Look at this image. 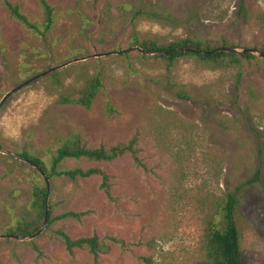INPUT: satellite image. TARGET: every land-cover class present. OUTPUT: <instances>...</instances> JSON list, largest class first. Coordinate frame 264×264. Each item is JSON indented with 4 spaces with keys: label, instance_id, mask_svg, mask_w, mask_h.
I'll list each match as a JSON object with an SVG mask.
<instances>
[{
    "label": "rangeland",
    "instance_id": "374dc122",
    "mask_svg": "<svg viewBox=\"0 0 264 264\" xmlns=\"http://www.w3.org/2000/svg\"><path fill=\"white\" fill-rule=\"evenodd\" d=\"M4 1L0 100L26 83L0 106V148L26 151L49 168L57 146L73 135L88 147L107 148L137 133L147 169L128 154L111 161L65 160L60 169L107 173L114 200L99 188L98 176L48 178L45 229L33 239L0 238V264H210L203 249L206 227L221 219L226 194L257 169V181L237 193L233 215L241 264H264V58L251 53L237 63H213L196 55L169 61L135 50L99 55L147 39L167 46L189 35L210 47L259 49L264 0H244L246 15L240 0H47L53 23L44 36L12 18ZM7 1L42 22L37 0ZM142 3L169 8L180 23L134 18ZM94 76L101 87L89 108L60 102L79 98ZM34 186L45 187L39 171L0 151V234L31 212ZM69 210L89 213L79 221L49 223ZM59 228L71 237L114 236L130 245H111L94 260L86 249L66 251L54 233Z\"/></svg>",
    "mask_w": 264,
    "mask_h": 264
},
{
    "label": "trees",
    "instance_id": "16d2710c",
    "mask_svg": "<svg viewBox=\"0 0 264 264\" xmlns=\"http://www.w3.org/2000/svg\"><path fill=\"white\" fill-rule=\"evenodd\" d=\"M37 3L43 16L41 23L31 21L25 14L20 12L17 5H14L7 0L4 1V6L12 18L19 21L29 30L44 36L45 33L50 30L53 23V7L47 0H37ZM239 6L243 14L246 15L244 0H240ZM132 15L134 18L144 17L170 26L180 23V18L178 16L174 15L169 8L162 7L158 3L138 4ZM195 37L196 36L189 35L184 38H178L175 41L170 42L167 46H159L156 41L149 39L138 41L136 45L146 53H155L176 47H189L199 50H212L218 47H225L223 44L210 47L209 45H206L204 41ZM258 50L264 53V46ZM183 55H196L198 58L205 60L206 62L213 63H221L223 60H227L229 63H237L240 58L253 57L251 53L236 52H211L206 54L173 52L160 56L172 61ZM100 87L101 82L99 77L94 76L88 80L84 88L80 91L81 96L79 98L69 99L61 97L60 102H76L85 108H89ZM106 109L109 112L113 111L111 105L108 103ZM123 154H128L136 166L141 167L144 170L147 169L139 156V149L137 148V133L126 142L109 146L107 148L102 145L88 147L81 142L79 136L73 135L57 146L51 156L49 168L45 166L40 158L29 154L26 151H23L21 156L25 157L33 165L38 166L49 179H52L53 177H62L69 181H75L81 178L98 176L100 178L99 188L103 191L107 199L114 200L111 192L110 176L104 171L96 167H72L60 169L59 166L67 159L84 158L92 161H111ZM259 173L260 171L257 169L251 179L241 182L238 187L226 194L221 219L216 222H210L206 227L203 249L210 264H241L242 256L239 232L234 222L233 215L235 206L238 202L236 195L243 187L257 181ZM32 196L31 212L22 215L21 220L16 226L9 230L11 234L17 236L29 235L40 228L44 216L46 187L41 188L34 186ZM88 213V211H65L51 217L49 223L63 219H74L79 221ZM54 233L61 241L66 251L72 252L74 249H86L92 255L94 260L100 254L106 253L111 245H117L121 249H127L130 245V243L114 236L99 237L96 234H92L90 236L71 237L61 228L56 229ZM32 248L38 257L41 256L42 253L35 244H32ZM142 259L146 261L145 258Z\"/></svg>",
    "mask_w": 264,
    "mask_h": 264
},
{
    "label": "water",
    "instance_id": "95a60500",
    "mask_svg": "<svg viewBox=\"0 0 264 264\" xmlns=\"http://www.w3.org/2000/svg\"><path fill=\"white\" fill-rule=\"evenodd\" d=\"M133 50L141 53L145 57H157V56H160V55H166L168 53H173V52H192V53H195V54H206V53H211V52L212 53H214V52H236V53H257L259 57L264 58V53L261 52V51H259L256 48L244 47V48H241V49H237V48L229 47V46L218 47V48H214L212 50H199V49H193V48H189V47H176V48H172V49H168V50H163V51L155 52V53H146L140 47L133 46V47L125 48V49L109 51V52L102 53V54H99V55L124 54V53H127L129 51H133ZM71 61H73V60H71ZM69 62H67V63H69ZM67 63H65V64H67ZM65 64H63V65H65ZM63 65H61V66H63ZM61 66H57V67L50 68L49 70H47V72L53 71L54 69H56L58 67H61ZM42 74H44V73H41L38 76H40ZM38 76H35V77L29 79L28 81H31V80L35 79L36 77H38ZM25 83L26 82H24L22 84H18L17 86H15L11 90H9L1 98V100H0V106L3 104V102L6 100V98L11 93H13L16 90H18ZM0 151L2 153L6 154V155H9V156H12V157L18 159V160L25 161L27 163L32 164L29 160H27L25 157H23L21 155H17V154L11 153L9 151L2 150L1 148H0ZM33 166L41 174V176H42V178H43V180L45 182V187H46L45 207H44V216H43L42 225H41V227L37 231H35V232H33V233L29 234V235L17 236L15 234H11V233H4V234H0V238H14V239H18V240L33 239L34 237H36L37 235H39L45 229V227H46L47 218H48V203H47V198H48V191H49V180H48V177L46 176V174H44L43 171L38 166H35V165H33Z\"/></svg>",
    "mask_w": 264,
    "mask_h": 264
}]
</instances>
